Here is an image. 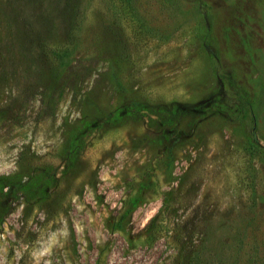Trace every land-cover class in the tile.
<instances>
[{"label":"rangeland","instance_id":"rangeland-1","mask_svg":"<svg viewBox=\"0 0 264 264\" xmlns=\"http://www.w3.org/2000/svg\"><path fill=\"white\" fill-rule=\"evenodd\" d=\"M0 175L52 179L9 203L0 264H264V0H0Z\"/></svg>","mask_w":264,"mask_h":264},{"label":"trees","instance_id":"trees-1","mask_svg":"<svg viewBox=\"0 0 264 264\" xmlns=\"http://www.w3.org/2000/svg\"><path fill=\"white\" fill-rule=\"evenodd\" d=\"M210 29H207L205 35L202 37V42L205 45L209 44ZM210 58L214 63L215 73L222 80L225 95H217L212 105L217 110H228L231 114L241 123H250L252 132L248 135L247 141L249 149L252 151L259 145L257 131V120L254 112L253 103L247 89L241 87L232 78V76L222 69L218 54L211 52ZM141 109L131 106H119L115 109L114 113L107 118V122H116L124 118L126 114H133L139 112ZM98 121L84 116L81 125L73 130L68 139V161L73 163L76 161L81 153L83 146V138L88 131L96 128ZM51 177H42L39 182L31 181V183H24L21 180L14 182L11 181L9 175H0V227L4 222L5 215L9 212V203L13 198H16L19 190H32L36 187L39 194L44 196L48 192V186L51 183ZM49 183V184H48ZM142 201L141 196H132L127 200L126 213L130 214Z\"/></svg>","mask_w":264,"mask_h":264}]
</instances>
